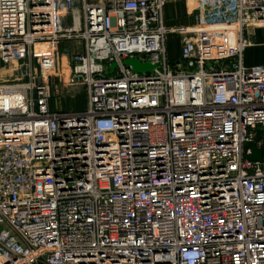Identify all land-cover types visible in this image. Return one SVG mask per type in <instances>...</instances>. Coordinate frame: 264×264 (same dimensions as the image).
Returning a JSON list of instances; mask_svg holds the SVG:
<instances>
[{"label":"built area","instance_id":"2783aa9c","mask_svg":"<svg viewBox=\"0 0 264 264\" xmlns=\"http://www.w3.org/2000/svg\"><path fill=\"white\" fill-rule=\"evenodd\" d=\"M263 26L264 0H0V264H264Z\"/></svg>","mask_w":264,"mask_h":264},{"label":"rangeland","instance_id":"374dc122","mask_svg":"<svg viewBox=\"0 0 264 264\" xmlns=\"http://www.w3.org/2000/svg\"><path fill=\"white\" fill-rule=\"evenodd\" d=\"M169 13V23L172 25H177L180 23H191L192 16L189 15V10L186 4L176 3L171 6ZM217 13L226 18L230 14V7L223 6ZM246 36L253 43L251 47L247 50L245 59L247 63H264V26L263 27H252L246 33ZM169 44L171 45L172 56L174 59L179 58L181 43L180 38L177 35H171L169 38ZM1 68V66H0ZM5 71H1V76H5L8 71V67L3 68ZM50 83L52 85L51 93V107L63 110H82L86 108V95L82 88L74 91L69 88L65 83L60 84L56 78H51Z\"/></svg>","mask_w":264,"mask_h":264},{"label":"water","instance_id":"95a60500","mask_svg":"<svg viewBox=\"0 0 264 264\" xmlns=\"http://www.w3.org/2000/svg\"><path fill=\"white\" fill-rule=\"evenodd\" d=\"M124 64L131 67L132 71L136 73H152L157 67L149 62H142L138 58L132 57L125 60ZM115 67L116 64L111 66V72L115 69ZM249 158L254 161H262L264 159V150L256 144H253Z\"/></svg>","mask_w":264,"mask_h":264},{"label":"crops","instance_id":"0c3cea01","mask_svg":"<svg viewBox=\"0 0 264 264\" xmlns=\"http://www.w3.org/2000/svg\"><path fill=\"white\" fill-rule=\"evenodd\" d=\"M176 3H183V2H182V1H179V2H173V3H169V4H168V6H167V8H166V14H167V18H168V20H169V15H168V14L170 13V12H169V11H170V10H169L170 8H168V7L171 6V5H173V4H176ZM170 14H171V13H170ZM179 57H180V56H179ZM169 58H170L171 61H174V62H177V60H179V58H176V59L173 58L171 48H169Z\"/></svg>","mask_w":264,"mask_h":264},{"label":"trees","instance_id":"16d2710c","mask_svg":"<svg viewBox=\"0 0 264 264\" xmlns=\"http://www.w3.org/2000/svg\"><path fill=\"white\" fill-rule=\"evenodd\" d=\"M170 46H171V45L169 44V48H171ZM248 49H249V48H248ZM248 49H247V50H248ZM247 50H246V53H247ZM245 56H246V54H245ZM245 62H246V64H247V65H255V64H260V63L250 64L249 62L247 63V60H246V59H245ZM262 64H263V63H262Z\"/></svg>","mask_w":264,"mask_h":264}]
</instances>
